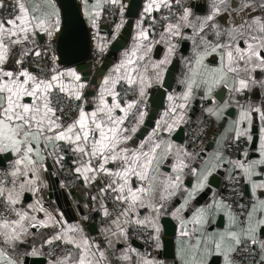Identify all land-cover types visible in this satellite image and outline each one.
<instances>
[{"label": "snow or ice", "instance_id": "6c2138e0", "mask_svg": "<svg viewBox=\"0 0 264 264\" xmlns=\"http://www.w3.org/2000/svg\"><path fill=\"white\" fill-rule=\"evenodd\" d=\"M83 2L98 39L101 17L119 10L115 40L124 23L123 0ZM5 9H10L6 16ZM61 24L56 0H0V158H5L0 159V264H25L29 256L46 257V264H162L134 247L131 237L147 231L159 248V218L178 193L187 197L172 211L180 220V238L188 241L181 264H209L213 256L223 264H264V0H205L201 5L147 0L131 46L93 93L87 91V76L57 63L53 40ZM40 36L48 41L43 50ZM182 42L191 52L182 57L187 68L183 91L167 95L161 121L136 143L147 116L148 90L162 85ZM158 46L164 54L157 59ZM106 48L97 44L101 54ZM220 87L231 94L229 101L204 113L217 122L229 107L238 115L219 134L211 154L190 151L161 135L188 123L197 91L211 102ZM257 119L258 158L249 159L244 151L233 159L229 147L236 145L238 151L242 139L252 142ZM68 157L75 179L86 188L99 185L91 196L98 205L92 210L101 217L98 236L85 231L88 216L70 223L63 213L49 211L40 195L47 187V161L62 170ZM220 169L233 184L243 180L249 186L251 202L241 203L235 213L223 199L215 200L209 207L229 209L230 224L208 236L206 208L190 219L183 213ZM186 176L195 177L191 190Z\"/></svg>", "mask_w": 264, "mask_h": 264}, {"label": "crops", "instance_id": "0c3cea01", "mask_svg": "<svg viewBox=\"0 0 264 264\" xmlns=\"http://www.w3.org/2000/svg\"><path fill=\"white\" fill-rule=\"evenodd\" d=\"M129 1L130 0H123V3H129ZM193 1L194 0H192L191 2ZM92 2L93 0H89V6H91ZM146 2L147 0H141L139 14L133 23L132 30H131V37L129 39V42L126 44L125 47H123L117 53H113V61L109 65L107 70L104 72V74L99 78L98 83L91 84L90 79L88 80L90 82V87L87 90L88 93H93L95 91L96 86L100 83L103 76L106 75L108 71L113 67V65L118 62V60L121 57L122 52L131 46L133 42V37L136 34V27H135L136 21L140 18ZM80 3H81L83 17L88 26V30H93V28L91 27L89 23L88 18L85 15L83 0H80ZM123 21H124L123 23V27H124L126 19H123ZM120 22H121V18L119 17L116 18L110 31L103 30L102 27H105V26H100V22H99V38L100 39L97 38L98 40L95 45L97 48L98 43H106L107 48L103 54L99 53V51L97 50L96 61H99L98 64L100 63L101 60L104 59L105 55L108 53L110 49L111 44L114 42V40L112 39V36L114 34L113 30H114L115 24L120 23ZM122 28L120 29V32ZM120 32L116 35V38L120 34ZM46 38H47L46 36L37 37L38 45L40 42H42ZM157 48H160V51L158 52V54H156L155 53L156 49L154 50V58L158 59L163 56L164 50H163V46H158ZM190 55H191L190 46L185 45L182 42L179 48V51L176 54V56H180L178 69L173 78L171 88L166 94L164 106L161 110H159L158 115L154 119L151 118L150 111L149 110L147 111V116L145 117L143 124L139 126V130L134 137V140L136 143H139L142 139H146L147 136L152 133L157 123L161 121L162 115L169 105V101L167 100V95L169 94L179 95L183 91V84L181 83V81L185 77L187 68L185 66L184 59H182V57H188ZM175 57L172 58V61L174 60ZM212 59L213 58H210L209 63L212 62ZM170 64L167 66L166 71L164 73L163 82H164L165 75L167 73V70ZM65 67L76 68L77 66L70 65V66H65ZM33 70L35 69L33 68ZM161 86L162 85L154 86L148 90L149 91V95L147 99L148 105H149V100L152 98L151 96L152 94H154L155 89L160 88ZM222 90L224 91V93L222 95L218 94ZM256 92L258 93L259 89H257ZM230 95L231 94L229 93V91L223 87L214 89L213 100L211 102L206 99H201V96H202L201 92L197 91V93L195 94L193 100L191 101V104H190V107L187 113L188 123L192 119L199 120V121L206 120L208 122V127L206 129L205 137L200 143L199 147L195 151L199 152L201 149H203L206 154H211L214 148L216 147V143L219 142V134L222 133L224 129L228 127V125L234 119L237 118L238 109L235 107L227 108L221 114L222 118L218 122L215 120L214 117L206 116V114L203 111L206 107H211L215 105H221V106L224 105L225 103L229 101ZM255 95L256 93H253V97H255ZM91 98H92L91 95H89V99ZM240 99L243 102V98H240ZM188 123L181 124L179 127L175 128L170 134L166 132H161V135L165 139H171L176 144L185 145L184 143L185 142V127ZM252 135H253V140L250 143L246 141L245 139L241 140L244 146L238 155L232 156L233 159L241 158V155L244 151L248 152L249 159L258 158V153L256 152V148L258 147V144H259L258 119L254 121ZM0 159H4V158H0ZM70 159L71 157L69 158V164H70ZM47 164L49 165L48 172L45 173V182L47 184V187L43 188L40 193V195L43 197V202H44L45 207L48 208L49 211L53 212L54 214L57 212L63 213L64 217L70 223L81 220L83 216H88V219L84 221L85 231L88 232L92 236H98V230L101 227V217L97 213V211L92 210L98 207V205H96L91 200V196H95L98 194L97 187L99 185L94 184L86 188L81 181L76 179L77 184L74 190L66 191L64 190V187L62 186L63 184L59 178L60 169L58 168V166H56L53 160L51 159L47 161ZM70 166L72 167L71 164ZM164 170L168 171V168L165 167ZM227 176H228V172H226L225 169H220L216 171L209 178V186L199 191L198 193H196L195 198L190 200V204L188 208L183 213V216L186 219H190L192 214L197 209L206 208L207 211L205 215H206L207 222L203 226V229L207 233L208 236H214V235L224 232L225 229H227L230 224V220L228 216L229 209L224 208V207H209L213 205V202L215 200L221 199L220 197L221 189L229 181ZM256 179H260V177H256ZM214 181L216 183V187L211 185V184H214ZM195 182H196L195 177L186 176L184 178V184L189 190H191V187L192 185L195 184ZM243 183L248 193L246 196L250 197L249 186L244 181ZM184 198H187V197L182 195L181 193H178L170 201L168 209L164 211L159 218V225L161 229L160 234H159L160 246L159 248L155 246V248L157 250L156 259L158 261H161L162 264H181L180 254L187 247L188 241L180 238V231H181L180 220H178L172 215V211H174V209L178 207L180 203L183 202ZM231 211L234 212L232 208H231ZM168 228H172L174 232V235L172 237H164V234ZM191 228H192L191 225H186V230L191 231ZM164 238H168L171 240L170 246H166L164 244L163 242ZM37 243L39 244V240L37 241ZM133 246L143 253V250L137 244H133ZM170 254H172V258H168ZM24 261H25V264H34L36 261L38 262L37 264H46V259L44 257L29 256V257L24 258ZM209 264H223V261L221 258L213 256L210 259Z\"/></svg>", "mask_w": 264, "mask_h": 264}, {"label": "water", "instance_id": "95a60500", "mask_svg": "<svg viewBox=\"0 0 264 264\" xmlns=\"http://www.w3.org/2000/svg\"><path fill=\"white\" fill-rule=\"evenodd\" d=\"M204 2L205 0H194L191 3L201 5ZM56 4L60 10L62 21L61 30L57 33L53 44L55 54L58 57L57 63L60 64L61 67L76 65V68L81 71L83 75L87 76L88 80L90 79L91 84L98 83L99 78L112 63L113 53H117L129 42L133 23L139 14L141 0L129 1L127 13L125 15V25L111 44L108 53L99 64V61H96V56L92 57L89 30L83 17L80 0H56ZM111 28L112 26L102 27L105 31H110ZM159 51L160 48H157L155 53L158 54ZM179 59L180 56L174 58L167 70L162 86L155 89L154 94L151 96L152 98L149 100V111L152 119L158 115L159 110L164 106L166 94L171 88L173 78L178 69ZM223 93L224 91L222 90L218 94L222 95ZM211 185L216 187L215 181L214 184ZM223 191L224 186L220 193L222 194ZM247 194V189L245 187V195ZM173 235L174 232L172 228H168L164 237H172ZM170 241L171 240L168 238L163 239L166 246L171 245ZM168 258H172V254H170ZM37 263L36 261L34 264Z\"/></svg>", "mask_w": 264, "mask_h": 264}, {"label": "built area", "instance_id": "2783aa9c", "mask_svg": "<svg viewBox=\"0 0 264 264\" xmlns=\"http://www.w3.org/2000/svg\"><path fill=\"white\" fill-rule=\"evenodd\" d=\"M124 5H125V7H124V11H123V19H125V15L127 13L128 3H124ZM9 10L10 9H5L3 14L6 16L8 14ZM118 17L121 18V14H120L119 10H114L111 13L106 11L104 13V15L101 17L100 26L110 27L114 24V21ZM89 39H90V43H91L92 57H94L97 54V48H96L95 44L98 40L96 38V32L94 29L89 30ZM47 42L48 41L46 38L42 42L39 43V46L42 50L47 45ZM53 44H54V40H53ZM32 67L35 69V66H32ZM148 110H149V105L147 103V111ZM207 127H208V122L206 120L199 121V120L192 119L186 125V127H185V142L184 143L186 146L189 147L190 150H196L199 147L200 143L202 142V140L205 137ZM199 130H202V134L197 139V137L194 136V133L199 131ZM193 141H195V143H193ZM243 146H244L243 142L240 141L239 142V150L238 151L236 150V145H232L231 147H229L228 153L231 156H236L240 153ZM69 158L70 157H68L65 161V168L62 170L60 169L59 178L63 184L64 190L73 191L77 182H76L75 177L69 171V169L71 168V166L69 164ZM240 193H243V198H241ZM220 197H221V199H223L225 201V203L231 205V208L233 209V211L235 213L240 212L239 205L241 203L248 205L251 202L250 197L245 195V186H244V183L242 180H240L239 183H237V184H233L232 182L228 181L225 184L224 191ZM131 242L133 244H137L139 247H141V249L143 250V253H148L151 256L156 258L157 250L155 248L153 241L148 238V232L147 231L141 232L139 235L133 234L131 237ZM45 251H47L46 248H45ZM44 258L46 259V257H44ZM249 264H251V262H249Z\"/></svg>", "mask_w": 264, "mask_h": 264}]
</instances>
